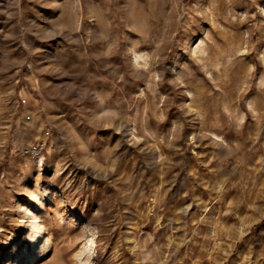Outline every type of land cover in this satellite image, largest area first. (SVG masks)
<instances>
[{
	"label": "rangeland",
	"instance_id": "obj_1",
	"mask_svg": "<svg viewBox=\"0 0 264 264\" xmlns=\"http://www.w3.org/2000/svg\"><path fill=\"white\" fill-rule=\"evenodd\" d=\"M29 212L34 264H264V0H0V264Z\"/></svg>",
	"mask_w": 264,
	"mask_h": 264
},
{
	"label": "bare ground",
	"instance_id": "obj_2",
	"mask_svg": "<svg viewBox=\"0 0 264 264\" xmlns=\"http://www.w3.org/2000/svg\"><path fill=\"white\" fill-rule=\"evenodd\" d=\"M80 3H79V1H75V3H73V7H74V10H75L74 19H75L76 26L79 25ZM204 41L200 40L199 44L194 48V51L196 53H204L205 52ZM141 58H143V57L135 55V57L133 58V61L134 62H139V60ZM45 190L46 191L44 193H41V194H43V196L45 194H49L50 191H51V188L46 187ZM33 195H35V194H33ZM41 196L40 195L37 196V197L32 196L31 199H33L37 204L40 205L41 202H42V197ZM19 208H20V210H21V212L23 214H26L27 211H28V209L25 206L20 205ZM29 215L32 216L33 220H32V222L30 224V232L27 234V238L30 241V243L33 245L34 256H33L32 264H34V263L37 262V260L41 257V255L45 251L49 250L51 243H50V239H45L44 241L42 239L43 227H42V224H41L40 217L35 215L33 212H29ZM86 228H87V230L89 232V238H88L87 242L81 248L82 254L80 252L81 255H79L80 258H79L78 261H79V264H95V257H96V255H95V246H96L97 234L95 232L96 230L94 231V229L92 227H90L89 225H87ZM87 235H88V233H87ZM27 250L28 249L26 248V250L23 251V253H22L23 257L28 255V253H27L28 251ZM10 258H11V255H9L7 257V259L5 260V262L3 264H6V261H8Z\"/></svg>",
	"mask_w": 264,
	"mask_h": 264
},
{
	"label": "built area",
	"instance_id": "obj_3",
	"mask_svg": "<svg viewBox=\"0 0 264 264\" xmlns=\"http://www.w3.org/2000/svg\"><path fill=\"white\" fill-rule=\"evenodd\" d=\"M44 145H34L30 148H25L22 152L24 155H30L34 159H42Z\"/></svg>",
	"mask_w": 264,
	"mask_h": 264
}]
</instances>
